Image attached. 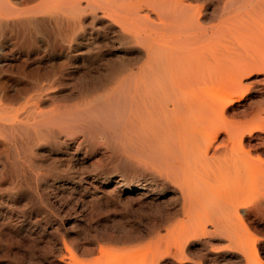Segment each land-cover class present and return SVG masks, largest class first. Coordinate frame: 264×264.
I'll return each instance as SVG.
<instances>
[{
    "label": "rangeland",
    "instance_id": "1",
    "mask_svg": "<svg viewBox=\"0 0 264 264\" xmlns=\"http://www.w3.org/2000/svg\"><path fill=\"white\" fill-rule=\"evenodd\" d=\"M258 1L263 0H127L128 31L98 11L93 21L94 12L87 9L85 36L95 39L76 57L72 51L67 57L47 55L43 48L30 52L31 58L41 61L33 72L57 67L64 73L65 110L69 116L79 110L81 120L55 127L66 149L58 153L51 140V151L42 157L45 182H35L33 172L24 173L17 161L4 177L0 175V264H245L251 252L257 258L254 264H264V213L256 203L240 205L230 215L226 226L235 231L233 243L207 221V213L184 208L185 196L179 192L183 183L159 156L162 140L147 132L123 131L120 113L131 93L121 94L118 88L121 66L132 76L146 69L149 58L165 61L182 52L186 60L207 64V84L194 87L195 92L206 93L207 105L218 104L226 117L239 115L254 103L264 107L263 90L251 91L232 105L215 97L226 89L228 69L252 63L240 74L241 81L264 80V49L231 33L228 24L238 16V22L244 20L245 11ZM155 32L162 34L157 41ZM200 35L205 39L200 41ZM17 72L12 70L10 78ZM109 72L113 75L107 79ZM75 74L87 76L78 79ZM108 92L113 96L109 103ZM90 93L88 99L97 109L89 112L85 97ZM77 96L79 106L73 108ZM144 106L148 107L146 101ZM220 137L222 133L217 142ZM253 143L244 137V146ZM7 151L9 157L14 154L13 148ZM253 152L264 161V151Z\"/></svg>",
    "mask_w": 264,
    "mask_h": 264
},
{
    "label": "bare ground",
    "instance_id": "2",
    "mask_svg": "<svg viewBox=\"0 0 264 264\" xmlns=\"http://www.w3.org/2000/svg\"><path fill=\"white\" fill-rule=\"evenodd\" d=\"M87 9L94 12L93 21L98 11L128 31L130 10L127 0H0V175L3 177L11 168V163L17 161L24 173L33 172L35 182H45L43 172L47 170L42 157L51 151V140L58 153L64 152L65 139H59L57 130L67 120L77 117L81 120L79 110L70 116L65 110L67 99L64 90L67 82L64 73L57 67L33 72L32 67L37 68L41 61L40 58H31L30 52L43 48L47 55L67 57L68 51H72L73 57H76L81 48L95 39L93 35L85 36ZM245 13L241 22L237 20L241 16L229 20L228 24L232 26L230 32L264 49V0L251 4ZM154 35L156 41L162 37L156 32ZM203 38L198 40L202 41ZM152 54L154 52L149 56ZM176 55L177 58H167L165 61L149 58L146 69L138 70L132 76L125 65L121 66L119 91L121 94L131 93L125 109L120 113L123 131L147 132L162 140L159 156L167 159L168 165L176 170L177 177L183 183V189L179 192L185 196L184 208L194 213H207V221L211 220L215 229L227 233L233 243L235 231L226 224L230 215L238 212L240 205L253 202L264 213V206H260L264 204V161L258 155L252 156L257 149L264 151V107L254 103L249 110L226 117L218 104L207 105L204 91L195 92V86L207 84V64L186 60L182 52ZM251 67L252 63L228 69L225 73L226 89L215 95L218 102L238 104L251 91H264V80L247 84L241 81L240 74ZM15 69L19 72L11 79L10 72ZM78 75L83 74H77V78ZM112 75L109 72L107 79ZM83 76L86 78L87 75ZM23 79L24 83L19 85L18 82ZM91 93L85 97V110L89 112L96 108V104L88 99ZM111 93L105 95L108 103L113 99ZM75 100L73 108L79 106V96ZM145 101L148 107L144 106ZM55 127H58L56 132ZM220 133L223 137L217 142ZM245 136L254 143L244 146ZM9 148L14 149L15 156L6 154ZM176 196L174 192L172 198ZM251 253L245 257V264H254L257 260Z\"/></svg>",
    "mask_w": 264,
    "mask_h": 264
}]
</instances>
